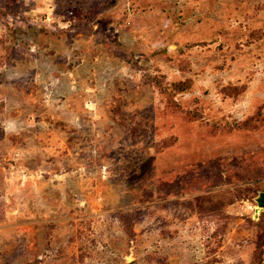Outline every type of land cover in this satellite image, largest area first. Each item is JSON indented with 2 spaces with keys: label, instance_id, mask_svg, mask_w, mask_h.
<instances>
[{
  "label": "rangeland",
  "instance_id": "374dc122",
  "mask_svg": "<svg viewBox=\"0 0 264 264\" xmlns=\"http://www.w3.org/2000/svg\"><path fill=\"white\" fill-rule=\"evenodd\" d=\"M263 191L264 0H0V264H264Z\"/></svg>",
  "mask_w": 264,
  "mask_h": 264
},
{
  "label": "water",
  "instance_id": "95a60500",
  "mask_svg": "<svg viewBox=\"0 0 264 264\" xmlns=\"http://www.w3.org/2000/svg\"><path fill=\"white\" fill-rule=\"evenodd\" d=\"M257 205L264 210V191L256 199Z\"/></svg>",
  "mask_w": 264,
  "mask_h": 264
},
{
  "label": "trees",
  "instance_id": "16d2710c",
  "mask_svg": "<svg viewBox=\"0 0 264 264\" xmlns=\"http://www.w3.org/2000/svg\"><path fill=\"white\" fill-rule=\"evenodd\" d=\"M165 50V49H164ZM262 214V221H264V215H263V213H261ZM262 228L264 229V222L262 223ZM263 237H264V233H263ZM263 240H261L260 241V243H259V246L260 247H262L263 245H264V238H262Z\"/></svg>",
  "mask_w": 264,
  "mask_h": 264
}]
</instances>
